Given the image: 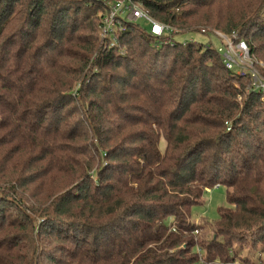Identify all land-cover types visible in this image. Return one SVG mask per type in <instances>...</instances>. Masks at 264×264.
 Instances as JSON below:
<instances>
[{
	"label": "trees",
	"instance_id": "obj_1",
	"mask_svg": "<svg viewBox=\"0 0 264 264\" xmlns=\"http://www.w3.org/2000/svg\"><path fill=\"white\" fill-rule=\"evenodd\" d=\"M133 1L177 34L119 17L104 36V0H0V264H233L234 243L264 246V98L178 38L214 18L264 62V0ZM215 186L228 207L193 222Z\"/></svg>",
	"mask_w": 264,
	"mask_h": 264
},
{
	"label": "rangeland",
	"instance_id": "obj_2",
	"mask_svg": "<svg viewBox=\"0 0 264 264\" xmlns=\"http://www.w3.org/2000/svg\"><path fill=\"white\" fill-rule=\"evenodd\" d=\"M104 1H105V3H103V4L107 5L109 8L111 6V4L117 0L112 1V2L111 1L108 2L107 0H104ZM234 1L235 0H227L225 2H221L217 7L214 8V10L222 9L223 13L228 15V16H229V13H228L229 11L234 14V11L238 8L236 6V2H234ZM127 18H128L127 21L132 22V18L130 16H128ZM217 21H218L217 19H214V18L211 19V22L213 24H216ZM139 24H141V26L143 28L147 29L150 32L151 25L148 22H146L144 20H140ZM213 24L209 25V27L203 28V29L207 30V33L210 32L211 34H202L203 32L202 33H191V34L180 35V36H178V38L180 39V41L182 43H186L188 41H191V42H195L198 44H202L204 46H207L209 43H211L216 50L223 49L224 48V42H222L223 40H221V38L218 35H216V33H222V34H224V33L221 32V30L219 31L217 29H214ZM115 30H117L116 27H115ZM172 30H173L174 34L177 32L176 28H172ZM253 59L257 62L258 67L264 68V62L262 60H260L258 58H253ZM247 91H248V88H247ZM162 148L164 149V146ZM32 156H33V154L29 153V151H28L23 163H21L18 166L19 171L22 168L23 169L27 168L28 165H24V162L26 161V159L28 157H32ZM5 167H8V166L0 165V170L5 168ZM16 172H14V173L15 174L28 175L29 172H31V171L27 170V171H24L21 173H16ZM32 189H35V187H32L30 190H32ZM203 201H204V203L202 205H196V206L191 208L192 221L199 223V222H202L203 220H205L207 222H210L211 224L216 223L217 221H219V218H220V209L228 207L227 189L223 186H221V187L215 186L212 189H208L207 191H205V193L203 195ZM12 215L17 216V213L15 211L8 212V210H6L5 211V217H6L5 220H10ZM214 231H215L214 226L204 225V230H202L200 232L199 238L204 240L205 245L210 243V241L214 238ZM1 236H3V235L1 234ZM251 241H252V239L248 238L242 244L234 243L232 245L236 250L235 257L238 258V259L236 258L237 261L233 264H250V263L259 264L260 262H264V246L259 245L257 247H254V244L251 243ZM228 264H232V263H228Z\"/></svg>",
	"mask_w": 264,
	"mask_h": 264
},
{
	"label": "built area",
	"instance_id": "obj_3",
	"mask_svg": "<svg viewBox=\"0 0 264 264\" xmlns=\"http://www.w3.org/2000/svg\"><path fill=\"white\" fill-rule=\"evenodd\" d=\"M132 18V22L144 20L151 25V33L156 37H162L164 34H174L173 30L164 24L155 21L150 14L144 10L143 7L136 4L133 0H117L109 7V13L103 20L102 33L104 36H111L117 30V23L119 17ZM204 34H211L203 31ZM223 41L224 48L219 49L218 52L223 59V63L230 71L247 79L248 91H257L262 94L264 98V78L261 76L257 62L252 58L250 49L246 42H237L235 37L229 38L225 34L216 33Z\"/></svg>",
	"mask_w": 264,
	"mask_h": 264
}]
</instances>
